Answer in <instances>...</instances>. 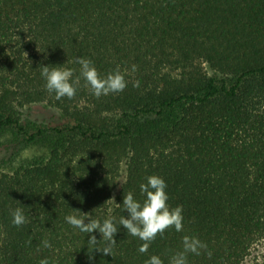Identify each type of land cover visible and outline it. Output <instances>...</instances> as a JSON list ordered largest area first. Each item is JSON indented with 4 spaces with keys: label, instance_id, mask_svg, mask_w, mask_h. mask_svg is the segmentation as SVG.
I'll return each instance as SVG.
<instances>
[{
    "label": "trees",
    "instance_id": "obj_1",
    "mask_svg": "<svg viewBox=\"0 0 264 264\" xmlns=\"http://www.w3.org/2000/svg\"><path fill=\"white\" fill-rule=\"evenodd\" d=\"M76 57L127 87L96 98L80 78L57 100L41 67L75 81ZM41 108L52 114L27 119ZM0 128L47 145L40 162L0 173V264H169L184 235L207 245L187 264H264V0H0ZM150 175L182 206L183 231L140 253L118 221ZM85 213L115 218L112 256L89 260L100 233L65 221Z\"/></svg>",
    "mask_w": 264,
    "mask_h": 264
},
{
    "label": "clouds",
    "instance_id": "obj_2",
    "mask_svg": "<svg viewBox=\"0 0 264 264\" xmlns=\"http://www.w3.org/2000/svg\"><path fill=\"white\" fill-rule=\"evenodd\" d=\"M24 55L27 58V53L24 52ZM73 62L79 65V76L75 81L72 80L73 69H50L47 65L41 67V76L46 81L45 88L49 93H54L57 100L63 97L72 99L76 95V86L79 85L80 78H83L85 87L96 98L122 92L127 87L128 81L119 70L102 78L91 60L76 57ZM136 70V66L133 65L132 73H135ZM132 85L133 87H139V81L133 80ZM166 187L167 185L161 177L150 175L146 177V183L139 185L140 193L144 196L142 202L136 200L132 192H128L123 196V210L127 211V216L122 215L118 224L122 225L129 235L137 237L143 242L138 249L140 253H146L157 235L163 236L167 229L174 228L176 232L183 231V208L179 205L174 208L168 205ZM11 217L13 225L17 227L28 222L19 208L11 211ZM85 219L88 220L87 223H85ZM65 221L82 233L91 234L94 230L100 233L101 239L99 240L95 235H89L87 241L89 260L92 259L93 249L103 255L112 256L116 244L114 236L118 231L114 217L106 218L101 222L98 219H92L85 213L82 216L67 215ZM101 240L104 242L102 246L100 244ZM181 243L182 250L171 255L169 264H187L189 253L199 256L202 250L207 249V245L200 239L188 235L182 237ZM42 244L44 248H51L48 240H43ZM207 255L210 258L212 253L207 251ZM39 264H49V261L44 258L39 261ZM144 264H163V261L160 257L152 255Z\"/></svg>",
    "mask_w": 264,
    "mask_h": 264
},
{
    "label": "rangeland",
    "instance_id": "obj_3",
    "mask_svg": "<svg viewBox=\"0 0 264 264\" xmlns=\"http://www.w3.org/2000/svg\"><path fill=\"white\" fill-rule=\"evenodd\" d=\"M51 112L41 108L37 114H32L27 119L42 123L44 116H50ZM46 153L47 145L43 141L25 143L16 137L12 128H0V173L11 172L26 164L40 162Z\"/></svg>",
    "mask_w": 264,
    "mask_h": 264
}]
</instances>
